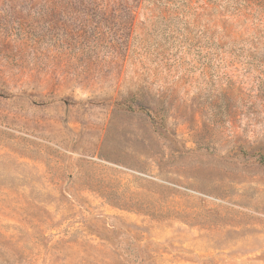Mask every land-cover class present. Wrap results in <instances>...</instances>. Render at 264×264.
I'll use <instances>...</instances> for the list:
<instances>
[{
  "label": "rangeland",
  "instance_id": "rangeland-1",
  "mask_svg": "<svg viewBox=\"0 0 264 264\" xmlns=\"http://www.w3.org/2000/svg\"><path fill=\"white\" fill-rule=\"evenodd\" d=\"M264 0H0V264H264Z\"/></svg>",
  "mask_w": 264,
  "mask_h": 264
},
{
  "label": "trees",
  "instance_id": "trees-1",
  "mask_svg": "<svg viewBox=\"0 0 264 264\" xmlns=\"http://www.w3.org/2000/svg\"><path fill=\"white\" fill-rule=\"evenodd\" d=\"M258 163L262 166H264V156H259Z\"/></svg>",
  "mask_w": 264,
  "mask_h": 264
}]
</instances>
